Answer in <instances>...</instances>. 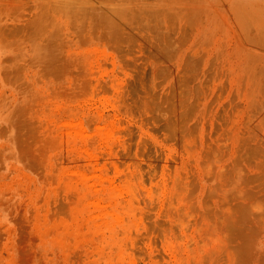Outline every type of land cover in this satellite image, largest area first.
Returning a JSON list of instances; mask_svg holds the SVG:
<instances>
[{
	"label": "rangeland",
	"instance_id": "374dc122",
	"mask_svg": "<svg viewBox=\"0 0 264 264\" xmlns=\"http://www.w3.org/2000/svg\"><path fill=\"white\" fill-rule=\"evenodd\" d=\"M0 264H264V0H0Z\"/></svg>",
	"mask_w": 264,
	"mask_h": 264
}]
</instances>
